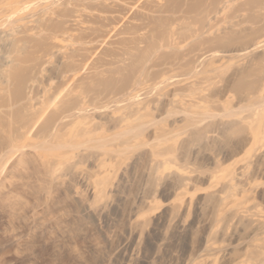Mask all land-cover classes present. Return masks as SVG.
<instances>
[{
	"label": "rangeland",
	"instance_id": "obj_1",
	"mask_svg": "<svg viewBox=\"0 0 264 264\" xmlns=\"http://www.w3.org/2000/svg\"><path fill=\"white\" fill-rule=\"evenodd\" d=\"M69 1L0 0V264H264V0Z\"/></svg>",
	"mask_w": 264,
	"mask_h": 264
},
{
	"label": "bare ground",
	"instance_id": "obj_2",
	"mask_svg": "<svg viewBox=\"0 0 264 264\" xmlns=\"http://www.w3.org/2000/svg\"><path fill=\"white\" fill-rule=\"evenodd\" d=\"M171 1V0H170ZM178 1H180V0H178ZM182 2H183V0H181ZM191 1V0H190ZM193 1H195V2H198V1H204V0H193ZM222 1H227V3H230L231 1H233V0H222ZM230 1V2H229ZM102 2V1H101ZM128 2V1H127ZM126 1H114V2H112V3H109V4H107V3H105V2H102V3H100L99 5H94V4H92V2H86V3H84V1H69V4H71L73 7H71L72 9H66V13L64 14L65 16H67V17H73V16H75V15H73L72 13H74V12H76V13H82L83 11H85V10H88V9H93V10H100V11H109V12H111V11H113V10H115V11H117L118 9L120 10V8H122V3H127ZM139 2V1H138ZM181 2V3H182ZM189 2V1H188ZM195 2H193V4L190 2V4H192V5H194V3ZM168 4H169V1L167 2ZM167 3H165V4H167ZM171 3H172V1H171ZM185 3H186V1H185ZM198 3H200V2H198ZM198 3H195V4H198ZM95 4H97V3H95ZM164 4V5H165ZM173 4V3H172ZM172 4H171V7H174V6H172ZM200 4H202V3H200ZM224 4H225V2H224ZM231 4V3H230ZM75 5H80V8H76L75 7ZM163 5V6H164ZM187 5V4H186ZM226 5V4H225ZM224 5V7H227V6H229L228 4H227V6H225ZM162 5L160 6L161 8V12H162V7H163ZM166 6V5H165ZM168 6V5H167ZM166 6V7H167ZM191 6V5H190ZM196 6H199V4L198 5H196ZM196 6H191L189 9L190 10H194L193 12H198V11H202L203 10V8H204V6L203 5H200V6H202L203 8H201L200 7V10H199V8L197 9V10H195V7ZM157 7V6H156ZM168 7H170V4H169V6ZM179 7V6H178ZM82 8V9H81ZM157 8H159V7H157ZM208 8V7H207ZM209 8H210V6H209ZM208 8V9H209ZM109 9H111V11L109 10ZM123 9V8H122ZM132 9V8H131ZM159 9V10H160ZM164 9H166V10H168V8H164L163 7V10ZM171 8H169V13L170 12H172V9L170 10ZM176 10H177V6H176V8H175ZM175 9H173V10H175ZM179 9V8H178ZM186 9V8H185ZM184 9V10H185ZM188 9V10H189ZM202 9V10H201ZM205 9V8H204ZM226 9V8H225ZM166 10H164L165 11V13H167L166 12ZM188 10H185V14L183 15L181 12V14L182 15H180V16H186V13H187V11ZM152 11V10H151ZM179 11H181L180 9H179ZM179 11H175L174 13L176 14V12H178V14H179ZM205 11H207V12H209L207 9L205 10ZM56 12H58V10H57V8L55 9L54 8V14L56 13ZM114 12V11H113ZM202 12H204V10L202 11ZM101 13V12H100ZM163 13V12H162ZM174 13H172V14H174ZM184 13V12H183ZM190 13V12H189ZM104 14V13H103ZM136 14V13H135ZM138 14V13H137ZM188 14V13H187ZM77 15H79V16H82L81 14H77ZM177 15V14H176ZM206 16H209L210 15V13H209V15H207V13L205 14ZM96 17H94L95 19H96V21L98 22H102L103 23V21H102V19L104 18V16H99V15H95ZM146 16V15H145ZM164 16V15H163ZM188 16V15H187ZM205 16V17H206ZM103 17V18H102ZM113 17V16H112ZM165 17V16H164ZM164 17H163V19H164ZM173 17V16H172ZM184 17L182 18V17H180V19L182 18V19H184ZM210 17V16H209ZM208 17V18H209ZM167 19L169 18V17H166ZM178 18H179V16H178ZM208 18H206L207 19V21H210V20H208ZM28 19H31L30 17H25V18H22V20L21 21H27ZM104 19H106V20H109L110 22H111V20L113 19V18H104ZM167 19H164V20H162V22L164 21V22H166L167 21ZM172 19V18H171ZM171 19L169 18L168 19V21L167 22H169V20H170V23L172 24V22H171ZM173 19L174 20H172V21H176L175 19H176V16H174L173 17ZM181 19V20H182ZM210 19V18H209ZM154 21V20H153ZM202 21H204V19L202 20ZM202 21H201V23H202ZM105 22V21H104ZM166 22V24L168 25V23ZM196 22V27H197V30L199 29V28H201L200 30H202V27H198L197 25V21H195ZM198 22H199V20H198ZM205 22V21H204ZM203 22V23H204ZM108 22H106V24H107ZM169 23V24H170ZM202 23V24H203ZM206 23V22H205ZM205 23H204V25H205ZM63 23L61 22V23H59L58 24V21H56V22H54V24H51L50 25V28L53 30V31H56V32H53V34H49V36L47 35V36H45V39H44V41L45 40H49V39H54V47H57L58 46V44H59V42L60 43H62V44H64V42L66 41V39H64L63 37V33H64V35H66V32L65 31H71V32H73L74 33V30H73V25L72 26H70V27H65V26H63L62 25ZM166 24H165V26H166ZM174 24V23H173ZM176 24H178V23H176ZM185 24V23H184ZM195 24V23H194ZM199 24H200V22H199ZM202 24H200L201 26H204V25H202ZM138 25V24H137ZM179 25V24H178ZM134 26V25H133ZM139 26H140V24H139ZM23 27V29H22V33L23 34H25V33H29V32H33L34 31V29H35V26L34 25H30V24H28V23H26V24H24V26H22ZM100 26H98V27H88V28H85V29H83V34H81L80 35V37L78 36L77 37V35H74L73 33L72 34H69V37H71L72 38V40H74V41H77V42H79L80 44H79V46H75L73 49H71V52L68 54V56L69 57H72V58H74V57H77V56H79V55H83V53H81L80 51H88V50H90V49H92L94 46H93V42L92 41H94V39L95 38H97L98 37V35H97V29L99 28ZM114 27V26H113ZM141 27V26H140ZM139 27V28H140ZM196 27L194 28V29H196ZM205 27V26H204ZM203 27V28H204ZM176 28V27H175ZM112 29H116V27H114V28H112ZM209 29H210V27H209ZM90 30V31H89ZM171 30H173L174 31V28L173 29H171ZM196 30V31H197ZM120 31H122V30H120ZM119 31V32H120ZM173 31H171V32H173ZM195 31V32H196ZM100 32H102V30H100ZM119 32H118V34H119ZM201 31H199L198 30V33H200ZM121 33V32H120ZM174 33V32H173ZM173 33H171V35H173ZM117 34V33H116ZM116 34H114V36L116 35ZM165 34V33H164ZM170 34V33H169ZM97 35V36H96ZM167 35V34H166ZM63 36V37H62ZM93 36V38H91ZM117 36V35H116ZM163 36V35H162ZM168 36V35H167ZM61 37V38H60ZM158 37V36H157ZM160 37V36H159ZM76 38H78V39H76ZM163 38V37H162ZM165 38V37H164ZM175 37H173V39H174ZM87 39H90V41L89 42H87L86 44H87V46H83L84 45V43H83V41H86ZM123 39V38H122ZM130 39V38H129ZM133 39V38H132ZM156 39V38H155ZM167 39H169V40H171L172 38H170L169 36H168V38ZM68 40H70V42L72 41L71 39H68ZM81 40H83V41H81ZM141 40V39H140ZM159 40H160V38H159ZM162 40H164V39H162ZM127 41H129V40H127ZM175 41V40H174ZM186 41V40H185ZM41 42V41H40ZM116 42V41H115ZM119 42V41H118ZM120 42H122V41H120ZM162 42V41H161ZM168 42V41H167ZM167 42L165 41L164 43L165 44H167ZM171 42V41H170ZM206 42V41H205ZM43 42H41V44H42ZM111 43V42H110ZM163 43V42H162ZM161 43V44H162ZM169 43V42H168ZM204 44V43H203ZM38 45H40V43L38 42V44L36 45V47L38 46ZM153 45H155L154 43H153ZM164 45V44H163ZM170 45V44H169ZM42 46H43V44H42ZM41 46V47H42ZM152 46V45H151ZM165 46V45H164ZM175 46H176V44H175ZM76 47H78V48H76ZM153 47H155V46H153ZM159 47V46H158ZM168 47V46H167ZM171 47V46H170ZM174 47V46H173ZM177 47V46H176ZM38 48V47H37ZM48 43L47 44H45L44 45V48L42 47V48H38L37 50H36V54H39L40 52H42V53H45V52H47L48 51ZM149 48H151V47H149ZM160 48V47H159ZM162 48V47H161ZM210 48V47H209ZM153 50V49H152ZM155 51V50H154ZM113 52V51H112ZM189 52V51H188ZM103 54V53H102ZM176 56V55H175ZM174 56V57H175ZM39 58L40 57H37L36 55L35 56H32V55H29V56H26V57H19L18 59L21 61V62H24V63H29V62H31V61H33V62H36V63H38L39 62ZM98 58H100V57H98ZM176 58H179V56L177 57H175L173 60H175V61H177L176 62V64H178L181 60H179V59H177L176 60ZM162 60V59H161ZM152 61V60H151ZM169 61V60H168ZM157 62V61H156ZM171 62V61H170ZM160 63V62H159ZM159 63H157V64H159ZM169 63V62H168ZM172 63V62H171ZM170 63V64H171ZM173 63H174V61H173ZM156 65V63H153V65ZM161 64V63H160ZM184 64V63H183ZM174 65H175V63H174ZM179 65H180V63H179ZM189 65V64H188ZM159 66H162V65H159ZM181 66V65H180ZM164 74H166V73H164ZM9 75L12 77V78H14L15 79V81H16V79H19V80H22V74H21V72L18 70V69H15V68H13V69H10L9 70ZM76 75V74H75ZM77 77V76H76ZM76 77H74L72 80L74 81V79L76 78ZM162 77H164L163 79H165L166 78V76H162ZM145 81V80H144ZM76 83V82H75ZM22 84H23V82H22ZM146 84H147V82H146ZM145 84V85H146ZM76 85V84H75ZM16 86H17V82H16ZM74 86V85H73ZM72 86V87H73ZM142 86V85H141ZM75 87V86H74ZM66 88V87H65ZM64 88V89H65ZM74 89V88H73ZM72 89V90H73ZM121 93V92H120ZM17 94V93H16ZM60 92H59V96H60ZM53 101V100H52ZM117 102H118V100H117ZM72 103V102H71ZM84 104V103H83ZM83 104H82V106L81 107H83ZM85 105V108H86V106H87V104H84ZM69 106V108L68 107H66V105H65V107L66 108H68V109H70V111H71V109H73V107L74 106H76V104L74 103L72 106L71 105H68ZM71 106V107H70ZM77 108V110H81V111H83L82 110V108ZM88 107V106H87ZM67 110V109H66ZM69 111V110H68ZM74 111H75V108H74ZM79 113V112H78ZM122 119V118H121ZM121 121H123V120H121ZM120 121V122H121ZM124 121H126V120H124ZM87 132V131H86ZM14 196V195H13ZM2 199V198H1ZM119 199H120V197H119ZM3 200V199H2ZM3 203V202H2ZM161 206V205H160ZM157 211H159V210H157ZM155 212V213H153V214H155V216H154V219L157 221V222H159V221H161V219H162V217H163V211H161V212ZM107 214V213H106ZM12 216V215H11ZM102 218V217H101ZM183 229H184V226H179V227H177V233L178 234H180L182 231H183ZM127 240V239H126ZM157 241V240H156ZM127 242V241H126ZM123 243V242H122ZM131 244V242L130 243H128V246ZM127 246V247H128ZM9 249V248H8ZM3 253H5V252H3ZM2 255V254H1ZM5 256V255H4ZM7 257V256H6ZM114 257V256H113ZM1 258H3L2 256H1ZM0 258V259H1ZM148 256H142L141 258L139 257L138 259H136L133 263L134 264H138V263H142V261H146V260H148ZM2 260V259H1ZM23 262V261H22ZM129 262H132V261H129Z\"/></svg>",
	"mask_w": 264,
	"mask_h": 264
}]
</instances>
